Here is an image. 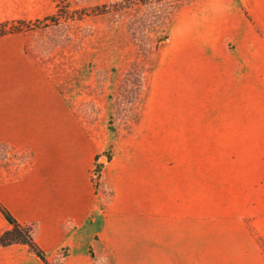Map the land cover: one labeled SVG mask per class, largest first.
Wrapping results in <instances>:
<instances>
[{
	"label": "rangeland",
	"instance_id": "rangeland-1",
	"mask_svg": "<svg viewBox=\"0 0 264 264\" xmlns=\"http://www.w3.org/2000/svg\"><path fill=\"white\" fill-rule=\"evenodd\" d=\"M26 1L7 27L97 154L95 206L47 264H264V19L249 2ZM28 159L0 143L1 173Z\"/></svg>",
	"mask_w": 264,
	"mask_h": 264
},
{
	"label": "crops",
	"instance_id": "crops-1",
	"mask_svg": "<svg viewBox=\"0 0 264 264\" xmlns=\"http://www.w3.org/2000/svg\"><path fill=\"white\" fill-rule=\"evenodd\" d=\"M247 1L264 19V0ZM29 11L26 0H0V24L27 21ZM24 42L22 32L0 36V143L29 152L23 165L3 168L5 177L0 167V204L18 223L33 226L45 260L25 244H12L0 246V264H47L96 202L90 172L96 146ZM0 219L7 223L1 213ZM10 228L7 223L1 233Z\"/></svg>",
	"mask_w": 264,
	"mask_h": 264
},
{
	"label": "trees",
	"instance_id": "trees-1",
	"mask_svg": "<svg viewBox=\"0 0 264 264\" xmlns=\"http://www.w3.org/2000/svg\"><path fill=\"white\" fill-rule=\"evenodd\" d=\"M16 23L21 24L25 23V21H16ZM8 24V22L0 24V36L6 33L15 32L16 28H8ZM0 213L3 215L6 222L11 226L10 229L4 231L0 235V245L8 246L11 244H25L29 246L40 259L45 260L44 252L41 251L34 242L27 226H23L18 223L2 204H0Z\"/></svg>",
	"mask_w": 264,
	"mask_h": 264
}]
</instances>
